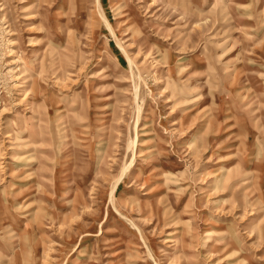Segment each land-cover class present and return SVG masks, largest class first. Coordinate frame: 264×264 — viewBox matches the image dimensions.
<instances>
[{"label":"rangeland","instance_id":"1","mask_svg":"<svg viewBox=\"0 0 264 264\" xmlns=\"http://www.w3.org/2000/svg\"><path fill=\"white\" fill-rule=\"evenodd\" d=\"M0 264H264V0H0Z\"/></svg>","mask_w":264,"mask_h":264},{"label":"bare ground","instance_id":"2","mask_svg":"<svg viewBox=\"0 0 264 264\" xmlns=\"http://www.w3.org/2000/svg\"><path fill=\"white\" fill-rule=\"evenodd\" d=\"M107 24H108V26H109V28H110V31H112V27L110 26V24H109V23H107ZM112 33H113V32H112ZM121 48H122V47H121ZM127 60H128V59H127ZM128 61H129V60H128ZM133 142H134V141H133ZM132 145H133V144H132ZM131 163H132V162H131ZM132 164H133V163H132ZM128 168H129V166H128L126 169H128ZM124 171H125V170H124ZM124 171H123V172H124ZM116 185H117V184H116ZM113 187H114V186H113ZM115 188H116V187H115ZM115 188H114V189H115Z\"/></svg>","mask_w":264,"mask_h":264}]
</instances>
